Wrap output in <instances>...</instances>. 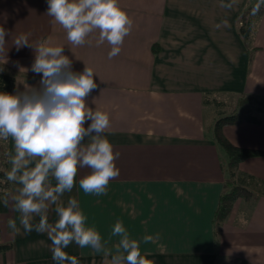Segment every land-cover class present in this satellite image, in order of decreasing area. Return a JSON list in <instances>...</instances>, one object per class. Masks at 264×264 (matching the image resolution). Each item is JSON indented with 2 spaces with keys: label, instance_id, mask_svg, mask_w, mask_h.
<instances>
[{
  "label": "crops",
  "instance_id": "obj_1",
  "mask_svg": "<svg viewBox=\"0 0 264 264\" xmlns=\"http://www.w3.org/2000/svg\"><path fill=\"white\" fill-rule=\"evenodd\" d=\"M246 2L118 0L132 27L120 53L110 59L107 41L97 46L98 31L84 45L70 44L65 30L46 14L47 0H0V26L8 32L0 69L15 76L10 93L40 87L41 77L24 71L33 61L32 50L12 45L19 33L29 34L33 43L51 38L53 46H64L74 71L85 65L95 73L97 89L86 103L109 116L104 135L119 154V175L109 181L106 194H86L79 179L90 170L79 168L73 190L62 199L78 200L86 226L111 252L119 242L112 235L119 222L139 242L146 264H264V156L239 164L248 189L255 183L261 191H253L252 200L239 198L228 217L214 224L226 175L212 134L215 110L210 122L205 118L208 109L229 106L227 98L264 97V9L253 26L250 53L237 32ZM222 131L237 147L264 151V111L259 124L226 125ZM3 144V154L13 150L11 138ZM9 183V191L0 194V244L11 248L0 251V264H56L47 235L25 232L12 202L4 205L5 195L19 187ZM10 218L19 232L9 229ZM48 219H57L54 206ZM65 251L79 264H102V253L74 242Z\"/></svg>",
  "mask_w": 264,
  "mask_h": 264
},
{
  "label": "clouds",
  "instance_id": "obj_2",
  "mask_svg": "<svg viewBox=\"0 0 264 264\" xmlns=\"http://www.w3.org/2000/svg\"><path fill=\"white\" fill-rule=\"evenodd\" d=\"M262 7L264 0H257L250 14L257 15ZM46 14L65 30L73 46L84 45L87 37L98 31L97 46L107 41L110 59L120 53L132 27V20L118 0H47ZM7 35L0 26V57L7 54ZM50 40L42 38L33 43L29 34L19 33L12 43L17 51L32 50L33 61L24 71L41 79L39 88L27 86L23 91L0 92V140L11 138L13 143L0 171L4 172V183L19 185L14 194L5 195L3 203L7 206L9 200L12 202V210L19 213L25 232L35 230L47 235L56 264H79L76 256L65 251L73 242L82 249L102 253V264H146L139 242L130 238L121 223L112 229V235L119 237L113 253L105 247L100 234L86 226L78 200L62 199L73 190L79 168L90 170L79 179L84 193L106 194L109 181L119 175L115 163L119 154L104 135L110 125L109 116L86 103L97 89L93 69L84 65L82 71H74L64 46H53ZM2 63L7 59L3 58ZM4 165L10 167L5 169ZM52 206L57 216L54 223L48 219ZM7 223L14 233L19 232L16 220L10 218Z\"/></svg>",
  "mask_w": 264,
  "mask_h": 264
},
{
  "label": "trees",
  "instance_id": "obj_3",
  "mask_svg": "<svg viewBox=\"0 0 264 264\" xmlns=\"http://www.w3.org/2000/svg\"><path fill=\"white\" fill-rule=\"evenodd\" d=\"M257 3V0H247L246 6L238 15L237 32L243 42L249 46L252 36L253 26L256 19L262 13L261 11L253 16L250 14L251 7ZM250 53L252 48L249 46ZM251 59V55H250ZM15 84V76L5 70H0V92L10 93ZM210 100L207 98L206 102ZM264 111V97L255 95H241L238 97L236 106L227 114H219L213 129V138L222 154L223 168L226 175V181L218 200V205L214 214V224L223 222L230 214L234 203L239 198L254 199L256 195L248 189L245 180L241 177L239 164L248 158L264 156V151L250 148H242L233 145L223 134V127L226 125H238L243 122L259 124L262 120ZM1 142V148H5ZM5 159V154L1 156L0 164ZM6 169V165H4ZM4 172L0 171V194L9 191L10 183H4ZM264 185V183H263ZM11 248L10 243L0 244V251ZM245 263L244 261H242Z\"/></svg>",
  "mask_w": 264,
  "mask_h": 264
},
{
  "label": "rangeland",
  "instance_id": "obj_4",
  "mask_svg": "<svg viewBox=\"0 0 264 264\" xmlns=\"http://www.w3.org/2000/svg\"><path fill=\"white\" fill-rule=\"evenodd\" d=\"M229 101V102H228ZM227 103H229L228 105L229 106H226V107H222V108H219V109H216V108H213V109H208V111L205 113V118L208 120V122H210L211 121V119H212V116L214 115V113L215 114H217V117H218V113H219V111L220 110H222L223 108H225V109H223L224 111H229V109L231 108V107H233L234 105H235V103H236V99H235V97H233V98H227V101H226ZM231 104V105H230ZM227 105V104H226ZM212 110H215V112L214 111H212ZM1 142H3V140H0V146H1ZM2 150H4V151H2ZM3 152H5V149L4 148H1L0 147V160H1V156H3L2 154H3ZM249 188L252 190V192L254 191V192H257V191H261V188H259V187H257V185H255V183H252L250 186H249ZM253 192V193H254ZM255 195H256V193H254Z\"/></svg>",
  "mask_w": 264,
  "mask_h": 264
}]
</instances>
